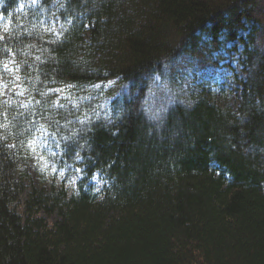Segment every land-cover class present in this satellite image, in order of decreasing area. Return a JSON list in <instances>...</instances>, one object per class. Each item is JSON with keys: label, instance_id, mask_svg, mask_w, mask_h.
<instances>
[{"label": "trees", "instance_id": "1", "mask_svg": "<svg viewBox=\"0 0 264 264\" xmlns=\"http://www.w3.org/2000/svg\"><path fill=\"white\" fill-rule=\"evenodd\" d=\"M232 42L235 105L189 93ZM35 141L71 196L22 202ZM0 264H264V0H0Z\"/></svg>", "mask_w": 264, "mask_h": 264}, {"label": "rangeland", "instance_id": "2", "mask_svg": "<svg viewBox=\"0 0 264 264\" xmlns=\"http://www.w3.org/2000/svg\"><path fill=\"white\" fill-rule=\"evenodd\" d=\"M243 45L240 42H232L228 45L227 50H224V57L215 64L203 65L195 64L191 58L186 61L185 66H180L179 81L188 89L189 93L201 94L205 93L213 101L218 104L235 105L236 99L239 95V84L237 79L244 77L241 66V52ZM191 65V68L188 67ZM14 61L11 60L9 68L14 69ZM12 76H18L15 71ZM116 78H109L102 80L96 84L97 88H111L116 85ZM67 85H61L56 88L57 96L64 94V89ZM10 95L7 90V96ZM166 105V102L164 103ZM156 110L163 109L162 103L157 104ZM25 167L28 175L26 177V190L21 195L22 202H26L31 197L35 189H40L49 192L53 185H61L64 175L55 170L52 160L45 154L43 145L36 142L26 157ZM105 181L101 176L95 177L93 180V187L102 189ZM76 178L67 181L66 187L69 193L75 190Z\"/></svg>", "mask_w": 264, "mask_h": 264}, {"label": "bare ground", "instance_id": "3", "mask_svg": "<svg viewBox=\"0 0 264 264\" xmlns=\"http://www.w3.org/2000/svg\"><path fill=\"white\" fill-rule=\"evenodd\" d=\"M11 60H13L14 61V65H15V67H14V69H10L9 68V64H8V68L11 70V73L13 72V71H15L16 73H17V75H18V72L15 70V68H16V63H15V60L14 59H11ZM10 60V61H11ZM10 61H9V63H10ZM191 67V66H190ZM12 75V74H11ZM12 77H15V78H17L18 76H12ZM116 78V77H115ZM117 79V78H116ZM100 82V81H99ZM98 83V82H97ZM96 83V84H97ZM116 83H117V81H116ZM67 85V88L69 87V86H71V83H69V84H66ZM18 86H19V84H18ZM95 87H96V85H95ZM56 89V87L54 88V90ZM107 89V88H106ZM65 92L66 91H64V94H65ZM63 94V95H64ZM192 94H194V93H192ZM62 95V96H63ZM62 96H60V97H62ZM60 97H58L57 96V99L58 98H60ZM26 99H27V97H24V95L23 96H21V101H23V102H25L26 101ZM38 138V137H37ZM36 142H38V141H35V142H33L32 144H31V148H32V146L36 143ZM41 143V142H40ZM42 144V143H41ZM43 145V144H42ZM31 148H30V151H31ZM44 149V148H43ZM30 154V153H29ZM28 154V155H29ZM27 155V156H28ZM23 167L26 169V172H27V175H28V171H27V168L25 167V161H23ZM27 175H26V177H27ZM97 177V176H96ZM102 177V176H101ZM72 178H76V185H75V190L72 192V193H74L75 191H76V189L78 188V185H79V183L81 182V178H82V174H80V173H73L72 175H70L69 177L68 176H66V177H64V179H63V181H62V183H61V185H53L52 186V188L54 187V186H56L57 188H60V187H62V186H64L66 189H67V187H66V184H67V181L68 180H71ZM26 179V178H25ZM95 178H93V179H91V181H90V183L88 184V188H90V189H95L96 191H99V190H101V189H96V188H94L93 187V180H94ZM52 190V189H51ZM50 190V191H51ZM68 190V189H67ZM72 193H69V191H68V195L69 196H71L72 195Z\"/></svg>", "mask_w": 264, "mask_h": 264}]
</instances>
